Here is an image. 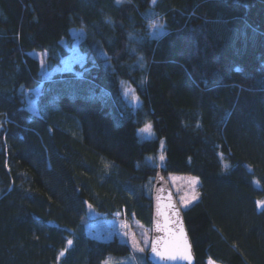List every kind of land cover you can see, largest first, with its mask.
Returning a JSON list of instances; mask_svg holds the SVG:
<instances>
[{
	"label": "trees",
	"instance_id": "trees-1",
	"mask_svg": "<svg viewBox=\"0 0 264 264\" xmlns=\"http://www.w3.org/2000/svg\"><path fill=\"white\" fill-rule=\"evenodd\" d=\"M73 28L81 73L43 77L31 52L57 61ZM159 169L200 177L196 264H264V0H0V264L129 253L125 219L151 227Z\"/></svg>",
	"mask_w": 264,
	"mask_h": 264
},
{
	"label": "rangeland",
	"instance_id": "rangeland-1",
	"mask_svg": "<svg viewBox=\"0 0 264 264\" xmlns=\"http://www.w3.org/2000/svg\"><path fill=\"white\" fill-rule=\"evenodd\" d=\"M157 24H152V31L155 35H162L166 29H164L162 23L158 19H155ZM72 34L74 36L73 43L69 46V53L65 56H60L57 61L48 59V53L45 51L33 50L32 55L37 57L41 63V72L43 77L49 78L56 73H62L67 71H77L76 65H81L86 61V53L79 48V42L84 36V31L81 28H73ZM41 90V85L35 88H26L25 95L27 101V107L38 112L36 100ZM123 94L125 98L134 106H138L141 103L140 96L133 89V86L124 82ZM138 134L141 139L155 137L156 133L153 129L151 120L146 121L141 127L138 128ZM164 140L160 142V148L155 156L153 154L147 155V159L150 162L161 163L164 158ZM167 178L172 186L175 194L183 209L189 208L193 203L199 199L198 186L200 184V177L191 173H182L170 171L167 174ZM193 197H195L193 199ZM187 201V203H185ZM258 207H264V196L257 199ZM89 214L96 215L97 210L90 205ZM126 235L130 246V252L124 255L109 254L102 262V264H142L146 258V253L150 245L151 240V227L140 221L138 218L133 217L131 219H125ZM133 241L136 242L138 247L144 248L143 252L137 251L133 247ZM207 264H221L213 259H208Z\"/></svg>",
	"mask_w": 264,
	"mask_h": 264
},
{
	"label": "water",
	"instance_id": "water-1",
	"mask_svg": "<svg viewBox=\"0 0 264 264\" xmlns=\"http://www.w3.org/2000/svg\"><path fill=\"white\" fill-rule=\"evenodd\" d=\"M151 240L147 258L152 264H196L197 256L187 228L184 209L175 194L168 178L159 169L154 177L151 190ZM160 241L158 250L163 251L165 244L186 245L190 253L187 259H160L151 251L153 241Z\"/></svg>",
	"mask_w": 264,
	"mask_h": 264
},
{
	"label": "snow or ice",
	"instance_id": "snow-or-ice-1",
	"mask_svg": "<svg viewBox=\"0 0 264 264\" xmlns=\"http://www.w3.org/2000/svg\"><path fill=\"white\" fill-rule=\"evenodd\" d=\"M195 197H193L194 199ZM185 203H187V201H185ZM71 243V241H69V244ZM160 244V241H153L151 244V251L152 253H154L157 257H159L160 259H176L177 256H183L185 259L188 258V256L190 255V253L187 251V246L186 245H178V244H165L164 250L163 251H159L158 250V245ZM133 247L139 251V252H143L144 248H140L138 247V245L136 244L135 241H133ZM61 255H63V253H61Z\"/></svg>",
	"mask_w": 264,
	"mask_h": 264
}]
</instances>
